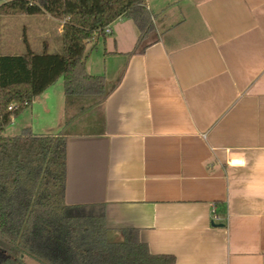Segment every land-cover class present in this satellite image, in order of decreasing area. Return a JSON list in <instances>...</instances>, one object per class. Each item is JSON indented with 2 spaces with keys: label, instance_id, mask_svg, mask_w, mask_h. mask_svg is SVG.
Segmentation results:
<instances>
[{
  "label": "crops",
  "instance_id": "crops-1",
  "mask_svg": "<svg viewBox=\"0 0 264 264\" xmlns=\"http://www.w3.org/2000/svg\"><path fill=\"white\" fill-rule=\"evenodd\" d=\"M146 4L143 53L127 17L88 46L104 95L58 81L13 123L66 137V202L104 206L110 241L131 228L176 264H264V0Z\"/></svg>",
  "mask_w": 264,
  "mask_h": 264
},
{
  "label": "trees",
  "instance_id": "trees-1",
  "mask_svg": "<svg viewBox=\"0 0 264 264\" xmlns=\"http://www.w3.org/2000/svg\"><path fill=\"white\" fill-rule=\"evenodd\" d=\"M42 14L64 21L62 52L47 47L42 53L0 52V264H176L173 255L153 254L137 229H124L123 241H110L104 206L67 204L63 134L36 133L31 127L18 135L6 132L60 80L68 95H104V77L86 69L88 46L106 39V28L127 17L139 30L130 55L143 53L155 30L146 0L0 3V18ZM12 104L16 107L9 109Z\"/></svg>",
  "mask_w": 264,
  "mask_h": 264
},
{
  "label": "rangeland",
  "instance_id": "rangeland-1",
  "mask_svg": "<svg viewBox=\"0 0 264 264\" xmlns=\"http://www.w3.org/2000/svg\"><path fill=\"white\" fill-rule=\"evenodd\" d=\"M10 0H0V3ZM38 15H6L0 18L1 54H24L29 48L42 53L47 44L51 53L63 51L62 35H57L53 27L40 23ZM60 82H63L60 80ZM24 119L12 123L7 134L21 133Z\"/></svg>",
  "mask_w": 264,
  "mask_h": 264
},
{
  "label": "built area",
  "instance_id": "built-area-1",
  "mask_svg": "<svg viewBox=\"0 0 264 264\" xmlns=\"http://www.w3.org/2000/svg\"><path fill=\"white\" fill-rule=\"evenodd\" d=\"M106 32L108 33V34H110L111 32H112V29H111V25L110 26H108L107 28H106ZM16 106L15 105H10L9 106V109H13V108H15ZM214 219L215 220H217V219H219L220 217H219V214H218V212H217V209L214 211Z\"/></svg>",
  "mask_w": 264,
  "mask_h": 264
}]
</instances>
